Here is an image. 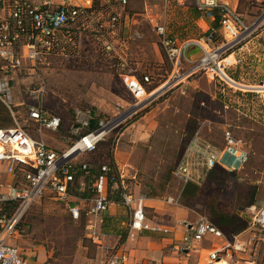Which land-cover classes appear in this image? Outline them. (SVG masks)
<instances>
[{"label":"rangeland","instance_id":"obj_1","mask_svg":"<svg viewBox=\"0 0 264 264\" xmlns=\"http://www.w3.org/2000/svg\"><path fill=\"white\" fill-rule=\"evenodd\" d=\"M90 5L89 17L84 25H79V31L75 33L79 46L72 55H45L41 62L27 64V67L12 74L9 84L6 77L0 79V91L7 92L5 99L12 107L15 118L0 103V119H11L8 125L0 120V126H13L16 120L33 137L42 136L51 147L63 149L75 136L71 134V125L76 108L93 107L104 116L126 109L133 102V96L118 76L117 53L103 51L101 40L96 36H99L101 27L107 33L112 16H116V34L120 40L127 42V47L133 53L140 51L136 47L137 36L140 33L144 35V39H141L144 44L142 65L137 67L132 60L130 63V59L128 65L136 77L144 74L152 77V83L146 85L147 92L158 90V94L155 92L150 98L151 101L119 129L118 149L124 146L120 139L122 132L138 121L141 124L140 129L150 131L149 139H153V146L149 150L145 144L136 143L134 149L137 153H156L158 139H172L175 145V150L171 147L172 153L165 155V160H137L144 172L136 174L134 179L126 178L127 181L144 182L143 185L147 188V185L160 178L162 180L168 175L170 177L171 170L178 161H175L178 153L184 149L187 140L198 128L204 137L217 144L223 139V131L229 130L249 151V159L244 167L232 172L213 169L198 186L196 193L186 199L182 198V192L171 179L168 191L162 193V196L165 199L168 196L177 198L176 203L185 207L187 221L190 222L200 216L210 220L214 209L225 214L240 213V209L243 210L250 201H254L257 208H264V99L261 98L264 86H250V76L255 71L251 72L248 68L245 54V44L250 39L264 43V0H238L236 9L247 25L256 19L261 20L233 51L227 52L223 57L229 55L222 62L225 77L221 75L227 82L205 68L194 70L192 63L184 58L176 67L163 49H160L157 56H153L150 47L155 38L148 27L150 28L152 22L160 21L164 15L168 33L178 41L197 39L203 33L192 22L186 7L177 1L167 4L152 1L145 4L142 0H127L125 5H121L115 0H91ZM123 25L128 28L125 37L120 33ZM108 36H111L110 32ZM116 47L121 51L119 44L116 43ZM185 53L198 59L201 51L194 45ZM42 82L45 84L44 90L38 92ZM252 87L259 89V96L247 95L246 92ZM31 105L41 106L60 116L63 120L61 129L56 132L44 129L42 134L37 132L28 119L27 111ZM115 135L110 134L99 144L93 155H84L81 160L94 164L109 162L117 145ZM145 161L148 162L146 169ZM153 168H156L157 175L152 171ZM167 182H164L165 185ZM147 191L149 192L148 188ZM81 196L86 197L87 193L81 192ZM240 217L248 224L244 213ZM158 218L155 215L157 222L167 224L168 214ZM21 225L25 232L20 245L30 249L44 248L47 253L44 264H94L99 256L96 245L85 236L83 222L73 221L63 203L49 192H45L30 206ZM224 233L229 237L232 232L226 230ZM160 236L154 235L152 239L161 242ZM177 244V240H167L157 246L163 254L172 255L175 264H198V253L187 254L173 249Z\"/></svg>","mask_w":264,"mask_h":264},{"label":"built area","instance_id":"obj_2","mask_svg":"<svg viewBox=\"0 0 264 264\" xmlns=\"http://www.w3.org/2000/svg\"><path fill=\"white\" fill-rule=\"evenodd\" d=\"M115 1L121 5L127 2ZM90 2L0 0V79L6 77L9 84L12 74L27 67V64L41 62L45 55H72L79 46L75 33L79 31V25H84L89 17ZM193 5L199 14L195 24L203 31L197 39L178 41L168 33L165 15L160 21L151 23V31L158 35L161 47L173 65L178 67L184 58L192 63L194 70L205 68L226 81L221 76L224 71L222 62L229 55L223 57L233 51L261 19L247 25L242 15L222 0H193ZM116 20V16H112L107 33L101 27L99 36L96 35L106 53L118 51L112 42L116 35ZM109 32L111 36H108ZM220 35L226 38L218 44L216 41ZM190 43L201 50V56L196 61L185 58L184 51ZM117 58L118 75L133 96V102L111 116H104L93 107L76 108L71 125V134L75 136L73 139L69 137L72 140L67 147H51L42 136L33 137L16 120L13 126L0 128V264H29L27 256L14 240L25 232L21 223L28 209L45 192L63 203L72 220L83 219L86 237L100 246L101 216L111 202L108 198L110 191H118L120 202L130 209V235L142 231L167 232L164 225L147 218L144 195L134 193L125 176L118 173L114 165L110 162L94 164L81 160L84 155H93L99 144L110 134L115 133L114 138L117 140L119 129L127 120L147 105L155 92L158 94V90L146 91V85L152 83L150 75L136 77L128 61L119 56ZM39 86L37 91L42 92L45 84L42 82ZM5 95L7 92L0 91V100L10 109ZM27 114L40 134L44 129L56 132L63 126L60 116L41 106H29ZM12 115L14 118L13 111ZM222 138L221 143L217 144L204 137L198 128L188 139L171 170L172 177L180 184V192L186 185H201L213 169L232 172L244 167L249 159V151L229 130L223 131ZM81 192L87 193L84 199L81 198ZM166 201L176 203L177 198L168 196ZM245 214L248 215L251 228L245 240L225 238L224 231L200 216L194 223H185L181 243L176 247L188 252L198 251L201 247L196 245H200L203 240L210 237L221 239L218 245L206 250L207 264L233 260L248 249H253L256 254L260 242H264V208L249 205ZM125 261L124 250L116 245L106 248L102 264H125ZM243 264L257 263L255 258L250 257Z\"/></svg>","mask_w":264,"mask_h":264},{"label":"crops","instance_id":"obj_3","mask_svg":"<svg viewBox=\"0 0 264 264\" xmlns=\"http://www.w3.org/2000/svg\"><path fill=\"white\" fill-rule=\"evenodd\" d=\"M222 1L224 3H227L230 7L234 9L237 8L238 0H222ZM158 2L159 3L163 2L167 4L169 2H175V0H170L167 2H164V1H158ZM177 3L186 7V9L191 15L192 22H195L196 18H195L193 11L194 10L196 11V9L193 5V0H178ZM149 29H150L149 31L150 34L155 38L151 42L150 48L152 50L153 56H157L158 53H160L162 50L160 39L158 35L152 32L151 28L148 27V30ZM127 31H128V28L126 27V25H123L121 27L120 33H122L123 37H125V35L127 34ZM141 34L142 33H140L139 35L137 32V35L139 36H137L136 38L138 39L136 42V47L139 48L140 51H136L134 53L130 50L129 47H127V42L120 40L118 34L113 36V40H112V42L115 43V47H116V43L119 44V47L121 50L119 51L117 49L118 50L117 56L125 59L126 61H129L130 59V63H132L133 61V63H135L137 67L142 65L141 60L143 59V52H144V49H143L144 44L141 42V39H144L143 38L144 35L143 34L141 35ZM225 38L226 36L223 38V36L220 35L218 38L219 40L217 39L218 41L216 42L219 44L223 42ZM194 45H195L194 43H190L186 47L185 51ZM245 46L247 47L245 51L246 59H247L246 64L248 65V68H250L251 72L252 71L257 72L256 73L257 75H255V77H253L254 76L253 74L255 72H252V75L250 76V80H249L250 86H264V43L255 41L254 39H250L248 42H246ZM125 49L126 50L128 49V52H127L128 55L125 52ZM185 51H184L185 58L190 61H196L201 56V53H200L198 59L197 58L193 59L187 56ZM247 53H249V56H247ZM135 56L136 57L139 56V57L136 58ZM141 76L139 75L137 77H141ZM249 90L250 91H247L246 93L247 95H250L251 97H253L254 95H257V96L260 95L258 91L259 89L252 87ZM261 98L264 99V93L262 94ZM0 103H2L6 107V109L9 111L8 114L12 115V111H13L12 107L9 109L1 100H0ZM251 105L253 106L252 103ZM3 123L4 125H8L9 123H11V119L7 121L4 120ZM140 126L141 124L138 121V122H135L131 128L125 129L120 136V139H122L121 144L124 145L123 148L118 149V144H119V139H118L117 145L113 151V155H112L113 165L115 166L118 173H121L122 175H124L125 178L134 179L136 174L140 175L141 173L144 172V170L140 169V165L137 164V160L144 159V160H150L154 162L156 160L159 161L161 159L165 160L166 159L165 155L167 156L168 153L170 154L172 153L171 147L175 150V145L172 139H158L156 142L157 149H158V150L156 149L155 151L156 153L152 154V152L150 151H145V152L142 151V153L140 152L137 153L134 149L136 147V143L140 142L142 144H145V146H147L149 150L153 146V143H152L153 139H149L151 137L150 131L148 130L144 131L143 128L140 129ZM3 127H6V126H0V128H3ZM182 152L183 150L178 153L175 161H177V159L180 158ZM147 166H148V162L145 161V169L147 168ZM152 171L156 172V175H157L156 168H153ZM170 177L168 175L165 179L161 180L160 178L156 180L155 183L147 185L149 192L147 191V188L143 185L144 182L132 181L131 183H129V186L133 189L134 193L136 194L140 193L144 195V209H145L147 218L151 219L153 222L164 225L168 229L166 233L154 232V231H142L140 233H133L132 235H130L128 232V224L130 222V209L126 207L125 205H123L120 202V200H114V197L117 196L115 192L111 196L109 195V197H111L110 198L111 202L108 206V209L102 214L101 222H100V233H101L102 246L97 245L90 241L91 243L96 245V248L98 249V252H99V256L97 257V259L94 260V264H102V262L104 261L106 257V248L113 247L116 245L119 246L120 249H123L126 254L125 264H175L173 256L172 255L168 256V255L163 254L161 252V248L157 246L158 243H161V242L166 243L167 240L169 242L177 240L179 241V244H177V246H179L181 243L183 233L186 228L185 223H194L199 217L193 222L187 221L188 213L187 211H185L186 209L184 210L185 208L184 206L179 205L178 203L176 204L169 203L166 201L165 198H163L162 193L168 191L169 189L168 187L171 184V179H172V182L173 181L175 182L174 184L178 187V190L180 191L179 182L176 181L172 177V175H170ZM164 182H167V184L165 185ZM189 185H195V184H189ZM195 186H199V185H195ZM164 188L166 189L163 190ZM161 189L163 190L162 192H161ZM82 196L81 198L84 199ZM173 205H176V206H173ZM249 205H255L254 201H250V204H248L247 206ZM246 207H244L243 210L240 209L239 211L240 213L238 212L236 213H238L240 216L243 213L245 214ZM166 214H168V218L166 219L167 224H163L162 222H157L154 219L155 215L160 218L162 215H166ZM245 216L248 219V215L245 214ZM171 219H173L174 221H172ZM79 221H82L84 225L83 219H80ZM247 225H249V223L246 224L244 229L238 232L231 231L232 233H231V236H229L230 238L229 237H225V238H228L230 240L247 239L249 232L251 231L250 227H247ZM22 235L16 238L14 240V243L18 247H20L22 252L27 256L29 264H44L47 258V253L45 249L42 247H36V248H31V249L22 247L20 245V241L22 240ZM154 235H159V236L161 235L160 236L161 242L153 240L152 236ZM85 236H86V230H85ZM220 242H221V239L210 237L208 239L203 240L200 243L199 247L201 248L198 251L192 250L188 252L183 249L182 251L187 254H190L191 252L198 253L199 255L198 257L200 258L198 260V264H201V263L207 264L206 250L210 249V247L212 246L218 245ZM173 249L180 250V249H177L176 245L173 247ZM249 250L250 249H248V251L245 253H239L236 257H234L233 260L223 261V262L225 264H243L244 261H246L250 257H253L255 258V261L257 264H264V242H260V245H259V248L257 249L256 254H254L253 249L252 251H249ZM217 264H219V261L217 262Z\"/></svg>","mask_w":264,"mask_h":264},{"label":"trees","instance_id":"obj_4","mask_svg":"<svg viewBox=\"0 0 264 264\" xmlns=\"http://www.w3.org/2000/svg\"><path fill=\"white\" fill-rule=\"evenodd\" d=\"M194 10V9H193ZM195 18H197L199 16V14L194 10L193 11ZM217 20V18H216ZM215 26H217V22L214 23ZM2 115V114H1ZM0 120L2 121H7L10 120L9 117H2ZM94 123L91 124V126H93ZM110 163L113 165V160L112 158H110ZM198 189V186L195 185H188L186 186L183 191H182V198L186 199L189 197V195H194L196 193ZM118 192V191H117ZM115 192L117 194L116 197H114V200H120L118 193ZM114 192L111 193V191L108 193V198L110 200L111 197H109V195L111 196ZM210 221L216 225L218 228H220L222 231H240L242 229L245 228L246 226V221L245 220H241V217L238 213H233V214H225L222 213L220 211L216 212L215 209L212 211L211 213V217H210Z\"/></svg>","mask_w":264,"mask_h":264},{"label":"bare ground","instance_id":"obj_5","mask_svg":"<svg viewBox=\"0 0 264 264\" xmlns=\"http://www.w3.org/2000/svg\"><path fill=\"white\" fill-rule=\"evenodd\" d=\"M256 25V24H255ZM221 75L223 76V77H225L224 75V71L222 70V73H221ZM219 264H225L223 261H219Z\"/></svg>","mask_w":264,"mask_h":264}]
</instances>
